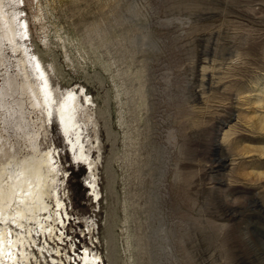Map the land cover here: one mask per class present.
<instances>
[{"label": "rangeland", "instance_id": "rangeland-1", "mask_svg": "<svg viewBox=\"0 0 264 264\" xmlns=\"http://www.w3.org/2000/svg\"><path fill=\"white\" fill-rule=\"evenodd\" d=\"M0 172V264H264V0H0Z\"/></svg>", "mask_w": 264, "mask_h": 264}, {"label": "bare ground", "instance_id": "bare-ground-1", "mask_svg": "<svg viewBox=\"0 0 264 264\" xmlns=\"http://www.w3.org/2000/svg\"><path fill=\"white\" fill-rule=\"evenodd\" d=\"M40 73V72H39ZM44 79V78H43ZM30 83V82H29ZM45 83H46V88H45V86H44V88H45V91H47L49 94H50V92H51V90H50V88L48 87V79L47 78H45ZM34 88V87H33ZM43 88V89H44ZM44 94H46V93H44ZM48 94V95H49ZM75 95V94H74ZM58 115H59V118H60V120H61V122H62V125H63V128H64V131L67 133V134H69V133H74L75 134V141H72L71 143H72V147H76L79 151V155L80 156H85L86 154H85V151L83 150V146H82V143H81V138H80V135H79V132H78V127H77V123H76V119H75V108H73V99H72V97L69 95V97H67L66 99H64L63 100V102L59 105V107H58ZM75 131V132H74ZM52 153H53V151H52ZM43 156V155H42ZM49 157V152L47 153V157H46V159H44V161H45V163L47 164L50 160H48L47 158ZM25 158V157H24ZM42 158V157H41ZM90 158V157H89ZM26 159H28L27 157H26ZM16 160V159H15ZM18 160H20V159H18ZM18 160H16V161H18ZM40 160V159H39ZM11 162H12V160H10ZM14 162V161H13ZM43 162V161H42ZM42 162H39L37 165H36V168H35V170H36V172L38 173V174H41V172H43V167H45V166H43V164H44V162L42 163ZM8 164H10L9 162H8ZM7 165V164H6ZM20 165V164H19ZM18 165V167L20 168V166ZM45 165V164H44ZM3 166V165H2ZM21 167H22V165H21ZM28 167H30V166H28ZM5 168L6 167H3L2 169L3 170H5ZM8 168V167H7ZM20 170H22V169H20ZM31 170V169H30ZM28 171V170H27ZM16 172V171H15ZM36 172H34V173H36ZM1 173V172H0ZM8 174V173H7ZM15 174V173H14ZM43 174V173H42ZM45 174H47V173H45ZM17 175V174H16ZM15 175V176H16ZM19 175H20V173H19ZM23 175V174H22ZM31 176V175H30ZM37 176V175H36ZM46 176V175H45ZM17 177H18V175H17ZM23 177V176H22ZM38 177V176H37ZM7 178V177H6ZM34 178V177H33ZM8 179V178H7ZM39 179H40V177H39ZM53 179V178H52ZM14 180V179H13ZM32 180V179H31ZM41 180V179H40ZM49 180H50V178H49ZM9 181V180H8ZM16 182H18V181H16ZM15 182V183H16ZM19 182H20V180H19ZM46 182V181H45ZM21 183H25V182H21ZM54 183V182H53ZM2 184V183H1ZM11 184H12V182H11ZM35 185H36V183H34ZM46 184V183H45ZM45 184H44V186H45ZM16 185H18V184H16ZM25 185V184H24ZM33 185V184H32ZM49 185V184H48ZM1 186V185H0ZM11 186V185H10ZM13 186H14V182H13ZM26 186V185H25ZM8 187V186H7ZM22 188V187H21ZM38 189V188H37ZM46 189V188H45ZM7 190H9V188L7 189ZM10 190H12L11 188H10ZM14 190V189H13ZM16 190V189H15ZM32 190H33V188H32ZM94 190V189H93ZM5 188H2V190H0V203H1V201H3V200H7V198H6V196H7V193H5ZM27 191V190H26ZM39 191V190H38ZM10 192V191H9ZM18 192V191H17ZM17 192H16V194H17ZM33 192V191H32ZM36 192V191H35ZM14 193V192H13ZM12 193V194H13ZM20 193V192H19ZM22 194V193H21ZM11 195V194H10ZM26 196V195H25ZM8 197V196H7ZM11 197V196H10ZM12 198V197H11ZM30 198H33V197H30ZM36 199V198H35ZM9 200H12V199H9ZM14 200V199H13ZM8 202V201H7ZM24 202V201H23ZM29 202V201H28ZM34 202H35V200H34ZM15 203V202H14ZM17 203V202H16ZM40 203H42V202H40ZM8 204V203H7ZM13 204V203H12ZM20 204V203H19ZM23 204V203H22ZM31 204V203H30ZM43 205V204H42ZM5 207V209H7L6 208V206H4ZM12 207V206H11ZM39 207V206H38ZM2 208V207H1ZM19 209V208H18ZM50 209V208H49ZM1 211H3L2 209H1ZM28 211V210H27ZM31 211V210H30ZM4 212V211H3ZM20 212V211H19ZM36 212V211H35ZM22 213H23V211H22ZM19 214V213H18ZM12 243V242H11ZM60 250V249H59ZM88 260V257L87 256H85V259H84V261L86 262Z\"/></svg>", "mask_w": 264, "mask_h": 264}]
</instances>
